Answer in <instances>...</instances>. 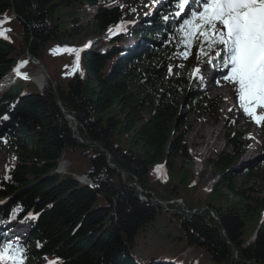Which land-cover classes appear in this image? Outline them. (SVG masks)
Returning <instances> with one entry per match:
<instances>
[{
    "label": "trees",
    "instance_id": "obj_1",
    "mask_svg": "<svg viewBox=\"0 0 264 264\" xmlns=\"http://www.w3.org/2000/svg\"><path fill=\"white\" fill-rule=\"evenodd\" d=\"M177 3L171 0L130 29L148 40L143 47L127 50V36H111L106 53L86 52L77 68L76 52L69 50L79 51L131 19L129 5L0 0V20L11 18L3 27L13 34L0 37V81L28 57L47 72L48 58L54 71L43 94L26 91L24 83L0 94V147L17 161L0 179V200H10L0 222L29 225L34 247L25 264H264V157L254 168L235 171L249 145L229 138L233 152L211 161L216 180L209 193L193 185L186 168L188 126L182 113L189 104L201 109L203 100L194 63L169 75L175 54L185 50ZM65 42L70 44L61 46ZM189 51L205 57L195 46ZM33 80L41 88L46 84L43 77ZM64 115L79 123L80 140ZM66 153L87 161V174L100 181L75 180L91 188L99 183L95 190L57 176ZM252 180L261 182L259 190L247 188ZM188 191L204 195V205L187 206L182 192ZM177 200L196 213L184 211ZM161 217L172 228L167 233Z\"/></svg>",
    "mask_w": 264,
    "mask_h": 264
},
{
    "label": "rangeland",
    "instance_id": "obj_2",
    "mask_svg": "<svg viewBox=\"0 0 264 264\" xmlns=\"http://www.w3.org/2000/svg\"><path fill=\"white\" fill-rule=\"evenodd\" d=\"M165 1L156 0V2H154V0H123L124 4L129 5V7L134 10L133 17L131 18V20L134 21V25L136 24L135 22H142L144 19L147 20L149 15H151L150 13L153 7L155 5L158 6L164 4ZM127 36V42L125 45L126 48L128 46V43L132 39L129 34ZM144 39L145 38H141V40L143 41ZM100 43H97V45L90 47L86 46L88 50H80V64H82V58L86 52L99 51L101 48H103ZM130 43H132V41ZM69 44L70 42H65L64 44H61V46H67ZM183 52V50H179L171 63L172 72L169 73L171 78L178 74L180 65H187L192 60L191 55H189L188 58L185 59L182 55ZM199 57V54L194 55L193 61L195 64V69L199 67L200 75L204 77L203 81L199 79V97L203 100V103L201 109L197 108L193 104H189L185 111L182 113L183 123L188 126L186 133V147L189 160L188 162H186V168L193 174L194 186H198L200 188L202 186V188L210 191L211 189H213V184L216 180L215 174L212 171L211 161H215L216 159H218V156L222 153L233 152V148L228 144L229 138H239V140L245 141L249 145V149L246 152L245 156L242 157L235 168V171L237 172H243L244 170L254 168L261 161V159H263L264 139L260 134L259 126L250 117L244 114L243 110L240 108L234 86L230 87L229 85H231V83H228L227 80L222 79V77L225 75L226 69L222 67V64L220 66L218 64H216L215 66L211 64V67L214 70L213 71L207 68V65L209 63H207L206 61L208 58L205 60H201ZM24 61L27 62L24 65V68L29 73L39 76L38 67L33 66L32 63H30L26 59ZM45 63L49 68L47 73L53 76L54 71L49 65L48 58H46ZM214 72H217V74L211 77ZM35 78L37 77H33V79ZM24 85L27 86L26 91L30 93L40 92L38 88L31 82H25ZM224 90H228V92L223 93ZM216 94H221V96L216 98ZM227 97L228 99H226ZM225 102H227V104H225ZM224 105L228 106V108L224 107ZM230 107H232L231 109L233 110H229ZM237 118H239V123H235ZM1 132L2 128L0 129V133ZM244 136L253 138H249L246 141L243 138ZM209 141L212 142L210 143ZM210 149V153H206L205 155H203V153L208 152V150ZM63 160L66 161V170L70 175L83 176L89 173V165L87 164V161L85 159L75 154L73 155L71 153H66L63 156ZM16 163V159L6 150L0 147V179L5 174V171L8 168L16 165ZM62 165L64 169V163ZM260 184V181L252 180L247 188L253 187L254 190H259ZM202 192L204 193L203 190ZM182 196L186 201L187 206L192 205L196 208H200L204 205L203 200L205 196L199 195L198 192H182ZM106 203L107 202H105L104 200L101 201L102 206H106ZM4 206L5 205L0 201V208ZM159 222L166 233L172 229L171 226L168 225L164 217H161ZM6 223L4 225H1L0 228L4 229L3 227L5 225H10V230L13 232L14 229L12 228V226H16L23 231H27L26 224H20V222L18 221H11ZM2 229H0L1 236ZM148 235L152 240H155L156 236L154 235L153 230H149ZM7 240L8 239L5 238V241ZM14 242L19 243L20 240H14ZM167 243L168 242H166V244ZM23 246L24 248L28 247V241L26 239L23 240ZM33 264H46V262L39 260ZM156 264L170 263H167L166 261H158V263Z\"/></svg>",
    "mask_w": 264,
    "mask_h": 264
},
{
    "label": "snow or ice",
    "instance_id": "obj_3",
    "mask_svg": "<svg viewBox=\"0 0 264 264\" xmlns=\"http://www.w3.org/2000/svg\"><path fill=\"white\" fill-rule=\"evenodd\" d=\"M174 15L181 18L177 31L185 48L184 58H188L189 50L195 46L201 55L209 57L207 63L220 61L227 70L223 79L234 86L243 113L264 126V0H178ZM10 19L6 16L0 20V37L5 39L11 29L3 25ZM69 51L76 52L78 68L79 51ZM26 63L21 62V67ZM15 71L18 76L28 78L19 68ZM168 71L172 72L171 65ZM194 74L203 81L199 67ZM26 258V249L18 243L12 240L0 243V264H25Z\"/></svg>",
    "mask_w": 264,
    "mask_h": 264
},
{
    "label": "water",
    "instance_id": "obj_4",
    "mask_svg": "<svg viewBox=\"0 0 264 264\" xmlns=\"http://www.w3.org/2000/svg\"><path fill=\"white\" fill-rule=\"evenodd\" d=\"M42 70H43V72L44 73H47L46 72V69H45V67L44 66H42V68H41ZM48 79H49V77H48ZM58 104H59V106H60V102H58ZM62 110V113L64 114V111H63V109H61ZM65 116V119L67 120V122H69V124L73 127V136H74V138L75 139H77V140H80L79 139V136L76 134V131H77V129H78V127H79V123L74 119V118H72V117H70V116H66V115H64ZM177 126V125H176ZM107 158H108V160L110 159V156L108 155L107 156ZM111 169H113V170H115V168L113 167V166H111ZM184 209V211H186L187 213H190V214H194L195 212H188L187 211V209L184 207L183 208ZM203 210H207V208H203Z\"/></svg>",
    "mask_w": 264,
    "mask_h": 264
},
{
    "label": "bare ground",
    "instance_id": "obj_5",
    "mask_svg": "<svg viewBox=\"0 0 264 264\" xmlns=\"http://www.w3.org/2000/svg\"><path fill=\"white\" fill-rule=\"evenodd\" d=\"M226 72H227V70H225V74H226ZM219 74V73H218ZM220 75V74H219ZM222 79H223V77H222ZM228 83H229V81H228ZM230 87H233V85L231 84V85H229ZM3 87V85L0 87V88H2ZM224 92H228V90H224L223 91V93ZM219 96H221V94H216V98H218ZM226 99H228V97L226 98ZM225 104H227V102H225ZM224 107H226V108H228V106H225L224 105ZM232 107H230L229 108V110H233V109H231ZM221 109H223V108H221ZM235 123H239V118H237L236 119V121H235ZM201 124V123H200ZM203 126V125H202ZM218 141V140H217ZM210 143L212 142V141H209ZM211 152V149L210 150H208V152H205V153H203V155H205L206 153H210ZM56 174H58V175H63V174H67L65 171H61L60 169H57V171H56ZM75 179L76 180H82L83 178H78V177H75ZM202 190H203V188H202ZM206 190V189H205Z\"/></svg>",
    "mask_w": 264,
    "mask_h": 264
},
{
    "label": "built area",
    "instance_id": "obj_6",
    "mask_svg": "<svg viewBox=\"0 0 264 264\" xmlns=\"http://www.w3.org/2000/svg\"><path fill=\"white\" fill-rule=\"evenodd\" d=\"M93 180H98V179H93V178H91V177L86 176V181L92 183ZM179 203H180V201H179Z\"/></svg>",
    "mask_w": 264,
    "mask_h": 264
}]
</instances>
